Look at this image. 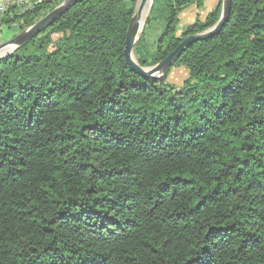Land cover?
Returning a JSON list of instances; mask_svg holds the SVG:
<instances>
[{"label": "trees", "instance_id": "obj_1", "mask_svg": "<svg viewBox=\"0 0 264 264\" xmlns=\"http://www.w3.org/2000/svg\"><path fill=\"white\" fill-rule=\"evenodd\" d=\"M138 1L82 0L0 58V264H264V0H232L172 66L182 85L126 62ZM192 4L154 0L141 66L219 21L222 1L179 34Z\"/></svg>", "mask_w": 264, "mask_h": 264}, {"label": "water", "instance_id": "obj_2", "mask_svg": "<svg viewBox=\"0 0 264 264\" xmlns=\"http://www.w3.org/2000/svg\"><path fill=\"white\" fill-rule=\"evenodd\" d=\"M82 0H64L61 4L56 6L54 9L45 14L42 18L36 21L33 25L27 27L26 29L20 31L13 39L9 42L0 45V51L8 46H13V51L20 47L21 45L27 43L39 33L50 27L55 21H57L61 15L64 14L71 6L80 2ZM148 0H139L136 13L132 17L130 25L128 27L124 56L128 65L136 70L138 73L150 77L153 80H165L168 72L174 65V63L179 59L181 54L189 48L193 43L212 37L213 35L220 32L225 22L228 20L232 0H222V14L219 21L212 27L204 32L191 34L185 37L182 42L172 51L168 56H166L159 63L152 67L141 66L136 58H134V49L138 40L141 37L143 25L141 26L139 22L140 15L144 10ZM8 55V54H7ZM6 56V55H4ZM0 56V58L4 57Z\"/></svg>", "mask_w": 264, "mask_h": 264}, {"label": "rangeland", "instance_id": "obj_3", "mask_svg": "<svg viewBox=\"0 0 264 264\" xmlns=\"http://www.w3.org/2000/svg\"><path fill=\"white\" fill-rule=\"evenodd\" d=\"M219 1L222 0H204V5L201 7H197L194 4L186 7L180 13L179 34L182 31H184L188 25L195 22L196 19L205 20L207 15L216 7ZM153 4H154V0H152L151 4H149L148 12L146 14V18L143 23V30L141 34V37L145 36L144 37L145 43H147V45L150 48H153L154 41L160 35L162 28L164 27V21L162 18L160 19L153 18L151 24L149 26L147 25V21L150 18ZM10 5L11 3L8 6ZM8 6L6 7L7 10H8ZM23 8H24L23 6H20V9L18 8L17 10L19 11L22 10ZM5 11L0 12V45L9 42L20 32L19 25L17 23L13 25H7L6 23H3L1 21V18L5 16L3 15ZM10 15H11L10 17H13L14 13L12 12V14ZM13 49H14L13 46H8L6 48H3L0 51V56H4L13 52ZM134 58H136L135 54H134ZM150 67H152V65ZM187 76L188 73L184 67H174L170 72H168L166 79L170 83H173L175 85H182Z\"/></svg>", "mask_w": 264, "mask_h": 264}, {"label": "built area", "instance_id": "obj_4", "mask_svg": "<svg viewBox=\"0 0 264 264\" xmlns=\"http://www.w3.org/2000/svg\"><path fill=\"white\" fill-rule=\"evenodd\" d=\"M43 0H0V12H4L6 7L11 4H18V6H23L25 8H30L36 3H40Z\"/></svg>", "mask_w": 264, "mask_h": 264}, {"label": "bare ground", "instance_id": "obj_5", "mask_svg": "<svg viewBox=\"0 0 264 264\" xmlns=\"http://www.w3.org/2000/svg\"><path fill=\"white\" fill-rule=\"evenodd\" d=\"M152 0H148L147 1V4L144 8V10L142 11V14L140 15V18H139V22L141 24V26L143 25L144 21H145V18H146V14L148 12V8H149V4H151ZM6 52V51H5Z\"/></svg>", "mask_w": 264, "mask_h": 264}]
</instances>
